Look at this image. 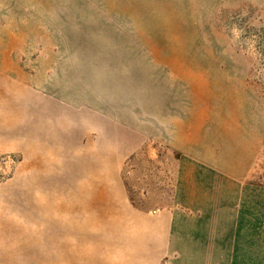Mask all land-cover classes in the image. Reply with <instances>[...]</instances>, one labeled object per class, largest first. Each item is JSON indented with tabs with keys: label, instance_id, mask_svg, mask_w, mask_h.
I'll list each match as a JSON object with an SVG mask.
<instances>
[{
	"label": "rangeland",
	"instance_id": "1",
	"mask_svg": "<svg viewBox=\"0 0 264 264\" xmlns=\"http://www.w3.org/2000/svg\"><path fill=\"white\" fill-rule=\"evenodd\" d=\"M0 264H264V0H0Z\"/></svg>",
	"mask_w": 264,
	"mask_h": 264
}]
</instances>
